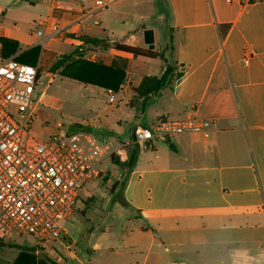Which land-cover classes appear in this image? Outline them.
Masks as SVG:
<instances>
[{"label": "crops", "instance_id": "obj_1", "mask_svg": "<svg viewBox=\"0 0 264 264\" xmlns=\"http://www.w3.org/2000/svg\"><path fill=\"white\" fill-rule=\"evenodd\" d=\"M98 1L108 0H0V38L17 44L10 57L36 46L40 56L41 39L52 40L49 28L58 23L64 30L59 41L74 48L82 46L80 38L86 36L148 49L144 26L130 32L116 25L115 10L108 8L123 0L103 9ZM164 2L174 41L170 60L165 52L152 50L181 76L154 96L128 97L141 123L125 127L122 138L127 140L135 126L178 120L187 113L208 121L210 128L205 136L155 140L168 143L162 153L152 142L137 146L121 196L123 207L135 213L140 224L126 234L128 252L122 264H264V0ZM140 3L133 0L132 5ZM37 31L43 35L36 36ZM124 37L128 41L123 42ZM101 53L110 56L109 62L125 56ZM39 56L35 65L40 67ZM164 69L146 76L159 77ZM126 75L128 79V71ZM116 123L120 127L122 121ZM143 148L154 150L146 164L140 162ZM65 238L62 230L57 243L67 249ZM31 249L41 260L47 259L38 250L53 252L47 261L60 264L58 251L49 243ZM113 250L93 246L97 252ZM69 256L76 264H93L91 258L80 259L71 251Z\"/></svg>", "mask_w": 264, "mask_h": 264}, {"label": "rangeland", "instance_id": "obj_2", "mask_svg": "<svg viewBox=\"0 0 264 264\" xmlns=\"http://www.w3.org/2000/svg\"><path fill=\"white\" fill-rule=\"evenodd\" d=\"M138 1L141 3L137 7H133V0H123L108 9L115 10L113 12L117 16L115 23L117 26L119 25L120 29L132 32L142 25L146 30H151L152 34L154 31L155 49L158 52H165V57L169 59L168 54L172 51L174 41L171 39L169 30L167 5L164 0ZM99 15L103 16L104 14L100 13ZM34 28L39 27L35 26ZM99 36L105 37L101 34ZM121 39L123 42L128 41V37ZM41 43L44 44V47L39 56L41 68L33 95L36 114L31 125V133L43 141L47 137L44 133L46 126L54 127L59 122L63 128L81 125L92 131L99 139H102L103 136L128 141L129 139L122 138V130L140 122V115L136 114L134 109L129 106L128 97L134 96L133 89L137 87L144 76L157 75L166 67L167 62L163 58L139 57L133 59L128 70V75L132 78L128 76L127 83L125 82L123 85L124 89L122 88L115 95V103L109 104L105 88L102 86L80 83L61 76L59 72L52 75L50 67L56 59L60 55H71L77 49L76 47L56 39L49 40L47 37H43ZM140 45L142 46L143 42ZM85 58L91 62L101 61L104 64H109L110 60V56L106 57L100 52H86ZM169 60L168 62H170ZM39 97L40 101L37 102ZM8 111L15 116L13 106L9 107ZM117 120L122 121L120 127L116 123ZM104 129L118 132H114L111 136L108 133H103ZM152 143L159 148L160 153L166 152L168 148L166 141L154 140ZM133 146H129L130 150ZM153 151L151 148H143L139 155L140 162L148 163ZM100 158L94 157L93 161L97 162ZM119 162L124 165L126 160ZM121 165L113 163L109 157L104 158L98 166L101 171L100 175L86 183L79 193L73 214L60 221L66 235L63 243L67 249L59 246L58 240L49 243V246L58 251L60 264H76L70 259L69 251L80 259L91 258L93 264H110L106 262V259H109L112 264H122L126 258L128 252V243L125 242L126 234L131 229L138 228L140 222L135 221V213L122 205L121 190L129 170ZM114 184H116L115 187H113ZM129 219H131L130 222ZM0 240L3 243L0 245V264H11L19 256L21 250L30 249L35 245V240L31 236H12ZM94 244L111 247L115 250L112 252L93 251ZM38 251L40 257L47 260H49V254L53 253H45L41 249ZM99 254H101L100 257L94 260ZM103 258H105L104 262H102Z\"/></svg>", "mask_w": 264, "mask_h": 264}, {"label": "built area", "instance_id": "obj_3", "mask_svg": "<svg viewBox=\"0 0 264 264\" xmlns=\"http://www.w3.org/2000/svg\"><path fill=\"white\" fill-rule=\"evenodd\" d=\"M112 2L98 1L96 5L103 9ZM63 34L55 23L47 35L61 40ZM39 72L38 64L21 63L15 57L0 59V239L31 236L36 246L60 239V221L73 214L79 193L100 175L98 166L104 158L124 162L130 145L172 140L181 134L205 136L210 128L208 121L187 113L182 119H158L147 126H135L132 139L120 141L99 139L81 125L63 128L57 122L54 127L46 126L47 137L42 141L31 133ZM105 92L107 102L115 103L116 93L111 89ZM11 106L16 117L8 111ZM94 157L101 158L94 162Z\"/></svg>", "mask_w": 264, "mask_h": 264}, {"label": "trees", "instance_id": "obj_4", "mask_svg": "<svg viewBox=\"0 0 264 264\" xmlns=\"http://www.w3.org/2000/svg\"><path fill=\"white\" fill-rule=\"evenodd\" d=\"M228 30L225 26L220 30V35L223 38ZM82 46L75 49L71 55H60L56 61L51 65L50 71L55 74L59 72L61 76L70 78L84 84L98 85L106 89H111L116 94L122 90L124 83H127V71L130 68L132 59L146 58L155 59L162 57L160 53L153 50L143 49L136 46H130L123 43L113 42L109 43L105 39L89 38L82 36ZM2 45L3 58H9L11 54L17 51V44L6 38H0ZM11 44L12 47L7 52V46ZM40 47L36 46L28 49L15 57V60L28 65H35L38 60ZM114 51L118 54L125 55L124 57H116L112 59L109 64H104L101 61L91 62L86 56V52H108ZM181 74L174 73V67L167 65L163 73L159 77L146 76L141 79L135 89H133L134 97L148 98L158 94L162 89L172 85L174 79L179 78ZM39 77V74H38ZM87 129V128H86ZM89 130V129H87ZM133 130V129H132ZM132 130L129 138L132 139ZM138 145H134L132 150L127 148V160L124 165H121L119 160L111 157L110 160L117 165L127 168L129 171L134 167ZM116 184L113 185L115 187ZM0 240V245H2ZM33 249L21 250L19 256L12 264H55L52 261L36 259L32 254Z\"/></svg>", "mask_w": 264, "mask_h": 264}, {"label": "water", "instance_id": "obj_5", "mask_svg": "<svg viewBox=\"0 0 264 264\" xmlns=\"http://www.w3.org/2000/svg\"><path fill=\"white\" fill-rule=\"evenodd\" d=\"M143 36H144V42L148 46V49L152 50L154 48L152 31L151 30H145L143 33Z\"/></svg>", "mask_w": 264, "mask_h": 264}]
</instances>
